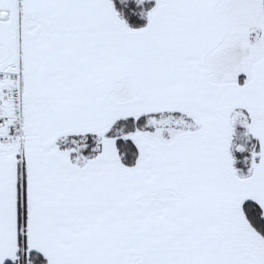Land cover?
<instances>
[{
	"label": "snow or ice",
	"instance_id": "obj_1",
	"mask_svg": "<svg viewBox=\"0 0 264 264\" xmlns=\"http://www.w3.org/2000/svg\"><path fill=\"white\" fill-rule=\"evenodd\" d=\"M0 264H264V0H0Z\"/></svg>",
	"mask_w": 264,
	"mask_h": 264
}]
</instances>
